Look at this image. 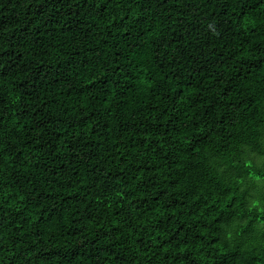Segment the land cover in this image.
<instances>
[{
  "label": "trees",
  "instance_id": "obj_1",
  "mask_svg": "<svg viewBox=\"0 0 264 264\" xmlns=\"http://www.w3.org/2000/svg\"><path fill=\"white\" fill-rule=\"evenodd\" d=\"M257 183L264 0H0V264H264Z\"/></svg>",
  "mask_w": 264,
  "mask_h": 264
},
{
  "label": "rangeland",
  "instance_id": "obj_2",
  "mask_svg": "<svg viewBox=\"0 0 264 264\" xmlns=\"http://www.w3.org/2000/svg\"><path fill=\"white\" fill-rule=\"evenodd\" d=\"M256 186V191L252 192L253 199H258L259 194L264 192V189H262V185L260 183H257ZM259 206H261V204H259Z\"/></svg>",
  "mask_w": 264,
  "mask_h": 264
}]
</instances>
